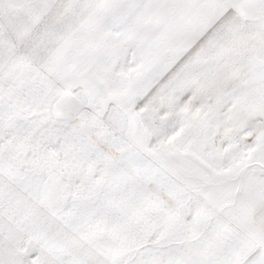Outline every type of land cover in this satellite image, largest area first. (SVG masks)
I'll return each instance as SVG.
<instances>
[{
	"label": "snow or ice",
	"instance_id": "obj_1",
	"mask_svg": "<svg viewBox=\"0 0 264 264\" xmlns=\"http://www.w3.org/2000/svg\"><path fill=\"white\" fill-rule=\"evenodd\" d=\"M0 264H264V0H0Z\"/></svg>",
	"mask_w": 264,
	"mask_h": 264
}]
</instances>
